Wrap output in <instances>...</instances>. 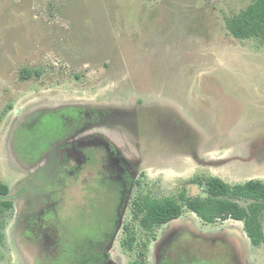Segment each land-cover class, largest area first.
Instances as JSON below:
<instances>
[{
  "label": "rangeland",
  "instance_id": "obj_1",
  "mask_svg": "<svg viewBox=\"0 0 264 264\" xmlns=\"http://www.w3.org/2000/svg\"><path fill=\"white\" fill-rule=\"evenodd\" d=\"M253 1L0 0V182L9 186L13 201L2 219L0 264L25 260L14 230L20 182L28 188L33 181L56 179L34 170L39 158L30 139L33 143L40 136L42 123L32 132L25 127L38 114L46 112L42 132L52 141L56 126L63 125L61 114L71 108L146 113V125L134 119L129 128L112 132L131 163L144 169L137 195L180 201L183 193L207 196L212 177L229 184L249 178L241 161L214 170L192 154L209 159L246 155L249 142L264 137V38H238L227 25ZM88 193L78 188L56 199L53 211L62 214L70 241L82 242L94 230L95 221L87 222L90 202L79 200ZM94 208L102 212L104 207ZM47 219V226H60L57 216ZM124 222L138 224L132 218ZM173 222L216 234L244 228V221L232 218L205 222L187 207ZM165 230L159 226L155 236L142 232L131 249L121 245L129 236L122 231L111 257L121 256L122 264H154L152 243ZM242 233L246 264H264V243L252 244ZM184 242L194 244L189 237ZM209 245H201L206 264H235L225 245Z\"/></svg>",
  "mask_w": 264,
  "mask_h": 264
},
{
  "label": "flooded vegetation",
  "instance_id": "obj_2",
  "mask_svg": "<svg viewBox=\"0 0 264 264\" xmlns=\"http://www.w3.org/2000/svg\"><path fill=\"white\" fill-rule=\"evenodd\" d=\"M69 110L70 112L63 111L61 114L63 125L56 126L59 132L55 140H46L42 132L45 125L40 127L41 131L37 130L40 136H37L33 143L30 139L32 154L39 158L35 162L37 165L35 164L34 170L38 168L36 172L49 173V176L56 179L51 183L49 180L33 181L28 188L25 181L20 182L22 199L19 201L14 230L17 245L25 258L23 264H122L121 256L118 259L111 257L114 243L121 232L128 234L129 231L127 241L121 242V245L131 249L138 241V235L145 232L155 236L159 227L157 224L142 222L145 213L143 200L151 197L135 193L144 172L142 164H132L131 159L121 151L120 145L112 136L121 128H129L134 119L139 126L146 125V113L101 106L97 110L80 108ZM58 112L60 111H56ZM46 115L45 112L32 118L25 131L32 132L34 126H39ZM42 149L46 151L41 153ZM248 149V153L241 156L243 160H251L254 153L258 155V159L261 158L264 154L262 153L264 137L257 141L251 140ZM192 156L196 162L204 163L198 153H193ZM226 165V162L220 164ZM256 168L252 175L254 177H249L243 183L252 180L264 183V179H261L264 176L258 173L262 171H257ZM27 171H29L27 175L33 172L30 168ZM52 172L55 174L51 175ZM236 184L240 183H234ZM33 187L38 190H32ZM46 188L50 191L46 192ZM78 188H86L91 192L87 197L82 195L79 200L82 203L87 201V204L90 202L87 206L89 208L87 222L95 221V227L93 231L87 232L82 242L77 240L73 242L68 238V232L63 231L62 214L53 210L57 209L59 197L63 194L66 197L68 190ZM7 197L12 201L10 188ZM77 197L78 194L76 199ZM95 204L103 205L102 212L94 208ZM69 207L64 206L65 209ZM50 215L57 216L60 224L58 228L47 226V217ZM51 218L53 220V217ZM129 218L138 221L136 228L132 224L123 223ZM173 221L175 220L160 225H165L166 230L152 243L154 264H206L201 260L204 255L201 245L204 242L211 243L212 246H209L212 248L216 244L225 245L227 251L231 252L235 264H246L247 246L242 232L244 231L247 237L249 235L245 224V230L244 228L233 232L226 230L224 233L216 234L206 233L190 223ZM188 237L193 239L194 244H185L184 241ZM137 261L141 260H135L133 263Z\"/></svg>",
  "mask_w": 264,
  "mask_h": 264
},
{
  "label": "trees",
  "instance_id": "obj_3",
  "mask_svg": "<svg viewBox=\"0 0 264 264\" xmlns=\"http://www.w3.org/2000/svg\"><path fill=\"white\" fill-rule=\"evenodd\" d=\"M228 28L238 38H264V0H254L238 15L228 19ZM47 118L42 121L46 125ZM43 126V125H42ZM205 197H191L184 193L180 201L174 197L144 201V224L163 225L180 218L185 207L196 213L205 222L212 223L217 219H236L244 221L245 228L253 244L264 243V183L248 181L240 184H229L219 177H212L207 186ZM9 186L0 182V242L3 241L1 231L2 219L5 213L13 208V202L7 197ZM248 202L242 206L240 201ZM133 264H147V261H137Z\"/></svg>",
  "mask_w": 264,
  "mask_h": 264
},
{
  "label": "crops",
  "instance_id": "obj_4",
  "mask_svg": "<svg viewBox=\"0 0 264 264\" xmlns=\"http://www.w3.org/2000/svg\"><path fill=\"white\" fill-rule=\"evenodd\" d=\"M264 153V150L263 152ZM239 156V157H238ZM236 157H232V158H226V157H216V156H210V157H213L212 159H209V156H204V157H201V159L204 161V163L200 164L201 166L203 167H210L212 169H216V167H219V165L222 163V162H226V163H230L232 162L233 160H238V161H241L243 163H245V165L247 166V170L245 171L246 173V176H249V177H254L252 175H254V169L256 167V170L257 171H262V172H258L260 175H263L264 176V154L261 155V158L260 160L258 159V155L257 154H253L254 157H252L251 160L247 161V160H243V158L241 157L242 155H239ZM215 158H221V159H215ZM258 159V160H257ZM237 162V161H236ZM199 163V162H197ZM257 163H260V165H255ZM207 164H210V165H207ZM189 166V165H188ZM191 166V165H190ZM193 166V165H192ZM252 170V171H251ZM245 176V177H246ZM217 177V176H215Z\"/></svg>",
  "mask_w": 264,
  "mask_h": 264
}]
</instances>
